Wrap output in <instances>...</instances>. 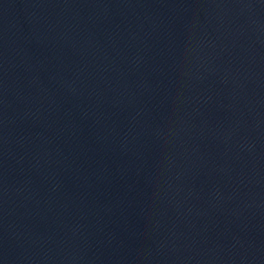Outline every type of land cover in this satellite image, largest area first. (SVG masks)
Listing matches in <instances>:
<instances>
[{
	"label": "water",
	"instance_id": "95a60500",
	"mask_svg": "<svg viewBox=\"0 0 264 264\" xmlns=\"http://www.w3.org/2000/svg\"><path fill=\"white\" fill-rule=\"evenodd\" d=\"M0 264H264V0H0Z\"/></svg>",
	"mask_w": 264,
	"mask_h": 264
}]
</instances>
